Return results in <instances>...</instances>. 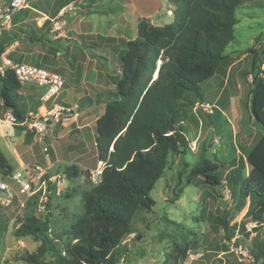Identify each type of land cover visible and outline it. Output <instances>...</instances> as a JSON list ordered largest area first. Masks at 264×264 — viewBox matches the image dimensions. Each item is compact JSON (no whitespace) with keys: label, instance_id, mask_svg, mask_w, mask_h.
Wrapping results in <instances>:
<instances>
[{"label":"rangeland","instance_id":"obj_1","mask_svg":"<svg viewBox=\"0 0 264 264\" xmlns=\"http://www.w3.org/2000/svg\"><path fill=\"white\" fill-rule=\"evenodd\" d=\"M85 1L81 0L80 5L89 6ZM163 1L167 3L160 0V22L170 20L166 18L167 5ZM135 3L139 6L142 0H135ZM69 4L73 8L67 10L72 13L77 1ZM96 5L100 9L96 11L97 18L116 15L122 9L129 13L133 8L132 3L125 6L123 0H98ZM235 17L238 22L234 26V38L226 48L230 57L226 56L215 74L200 83L201 97L186 94L192 104L187 107L183 127L189 142L195 141V148L181 157L169 156L168 168L150 191L155 204L150 210H137L131 221L133 232L125 236L118 247L121 254L117 256V264H162L175 243L187 249V256L179 258L178 264H264V214L262 219L254 220L253 215L247 213L252 206L249 198L244 199V206L238 207L239 198L232 195L227 182L229 171L241 160L245 171L248 170L246 155L264 135V91L251 94L255 78H252V54L249 52L252 45H257L255 38L258 42L264 39V0H242L235 8ZM97 25L100 28L101 24ZM82 39L81 43L78 38L73 42L84 49L89 47L88 53L84 52L89 60L85 61V57L78 55L77 64L76 54L75 60L67 63L54 62L44 66L34 62L47 69L56 66L68 74L69 78L64 76L66 84L52 101L42 104L34 88L17 92V101L24 111L44 113L56 104L69 112L68 119H59L48 125V157L56 171L64 173L63 167L68 165L81 172L71 178L64 174L69 186L51 200L45 214L48 215L45 233L49 237L59 234L62 228L69 227L82 216L80 192L93 183L88 167L93 170L98 165L94 120L101 114L104 105L114 98L117 78L114 82L110 81L103 76L104 68L97 70L94 66L100 60L97 55H102L97 46H100L99 40L93 37L95 45L86 46ZM61 43V40H51L54 47L64 52ZM101 43L102 46L107 44ZM60 58L66 60V55L62 54ZM263 67L261 65V69ZM119 70V60L114 56L109 71L117 77ZM202 103H208L212 113L204 111ZM4 109L6 107L0 97V148L8 163L16 165L15 149L25 157H32V151L36 159L28 162L43 163L39 159L42 153L31 141L28 132L24 134L23 129L2 120ZM203 159L222 164V185L211 187L198 177L188 181L189 169ZM184 161L187 162L186 170L183 168ZM66 191L70 192V197L63 196ZM19 213L21 211L15 204L0 206V264H28L16 257L35 251L40 244V239L31 234L22 237L14 235L16 224L21 220ZM45 215L41 214L39 219L44 220ZM223 222L227 224L226 228Z\"/></svg>","mask_w":264,"mask_h":264},{"label":"trees","instance_id":"obj_2","mask_svg":"<svg viewBox=\"0 0 264 264\" xmlns=\"http://www.w3.org/2000/svg\"><path fill=\"white\" fill-rule=\"evenodd\" d=\"M167 2L173 7L171 22L155 25L142 17L136 36L123 42L114 98L95 121L94 145L98 161L103 162L102 172L97 184L80 192L82 216L49 237L45 233L48 215L40 220L25 213L14 235L31 234L40 244L33 252L18 255L17 260L28 264H115L121 241L133 232L131 221L137 210H150L155 204L150 191L168 168L169 156L189 152L183 124L192 103L186 94L201 97L200 83L213 76L227 56L238 22L235 8L242 0ZM255 41L257 45L249 48L255 78L252 95L264 91V39ZM19 90L12 72L0 75V97L17 116L24 112L17 101ZM246 161L248 170L241 160L229 171L227 182L232 195L239 198L238 207L249 198L252 206L247 213L260 220L264 214V135L248 151ZM221 166L203 159L189 169L188 181L198 177L211 187L222 185ZM183 168H187L186 161ZM63 169L68 178L81 172L75 166ZM12 170L0 150V175ZM63 196L71 194L66 191ZM186 256L187 249L175 243L162 264H178L179 258Z\"/></svg>","mask_w":264,"mask_h":264},{"label":"crops","instance_id":"obj_3","mask_svg":"<svg viewBox=\"0 0 264 264\" xmlns=\"http://www.w3.org/2000/svg\"><path fill=\"white\" fill-rule=\"evenodd\" d=\"M74 1H77L75 11L71 13L67 9L65 10L68 3H73ZM80 2L81 0H29V4H27L25 8L11 15L8 25H0V52H7L8 56L17 62H32V64H34V62H40L44 66L52 65L54 62L57 64H61L62 61L64 63L71 62L72 59L75 60L74 58L77 54L78 64L80 59L78 58L79 56L85 57V61L89 60L88 55L84 56V52L88 53L89 47L84 49L81 46H77L73 41H77L78 38L81 43L82 37L85 36L86 39L82 40L86 42V46H91L95 45L94 37L99 40L100 46H97L99 50L102 51V55H97L100 57V60L97 65L95 64L94 66L97 70H99L100 67L104 68L105 71L102 70L103 76L114 82L116 78L120 77V70L117 77L116 75H111L109 71L111 60L115 56L120 63V54L124 49L123 42L136 36L139 19L146 17L155 25L169 23L173 19V7L167 0V3H165V1H163V3L167 5L165 12L166 18L170 20L164 22H160L162 21L160 13L161 8L159 6V4L162 3L160 0V3L157 0H142V4L139 6H137L135 0H123L125 6L131 3L133 4L132 11L127 13L122 9L118 14H109L104 18L95 17V15H97L96 11L100 10L96 7L98 0H86L85 2H88L89 6L85 7L83 3L80 5ZM79 14L81 15L79 16ZM84 14H87V16ZM62 15L63 17H61ZM97 24H101L100 28ZM51 40H61V46L64 48V52L54 47L51 44ZM101 42H107L106 46H102L103 44ZM113 53H115V55ZM62 54L66 55V60L60 58ZM226 54L230 57L228 53ZM42 65L37 66L44 67ZM48 69L60 74L63 79H65L64 76L68 77L65 70H61L56 66H50ZM31 88L37 91L40 100L43 88L28 85L22 89ZM89 100L92 99L89 98ZM41 103L44 104L46 102L41 101ZM95 121L96 119L94 122ZM22 132L24 134L26 133L24 130H22ZM28 134L32 141L31 133L28 132ZM34 144L39 147L42 153L39 159H41L43 163H37L45 165L53 163L49 157L42 152L41 144ZM30 153L32 157H25L18 149H15L16 165L13 166V168L19 167L25 163H34L28 162L29 160L36 159L32 151ZM91 168L92 167H88V169L92 170ZM64 185L67 188L69 186L68 182Z\"/></svg>","mask_w":264,"mask_h":264},{"label":"built area","instance_id":"obj_4","mask_svg":"<svg viewBox=\"0 0 264 264\" xmlns=\"http://www.w3.org/2000/svg\"><path fill=\"white\" fill-rule=\"evenodd\" d=\"M72 4V3H71ZM27 6L26 0H6L0 1V25L5 26L11 15ZM73 5H67L66 9L72 10ZM6 71L14 74L20 89L28 85L43 88L40 95L42 102L52 101L60 92L64 85L63 77L44 67L27 62H17L8 56L7 52H0V75ZM204 111L212 113V108L208 103L201 104ZM69 112L65 108L54 104L53 107L41 113L37 110H27L22 115L17 116L10 108L2 112V120L31 133L32 141L41 144V150L48 156L49 146L46 142L47 128L52 122L59 119H68ZM190 150H194L195 141L189 142ZM103 162L98 161L97 167L89 172L93 184L100 180ZM65 173L56 171L54 163H25L6 174L0 175V206H11L15 204L21 213H29L39 218L41 214H46L47 204L53 197L59 196L65 190ZM10 182H9V181ZM20 222H17L18 226Z\"/></svg>","mask_w":264,"mask_h":264},{"label":"water","instance_id":"obj_5","mask_svg":"<svg viewBox=\"0 0 264 264\" xmlns=\"http://www.w3.org/2000/svg\"><path fill=\"white\" fill-rule=\"evenodd\" d=\"M155 76H156V73H155V75L152 77V78H155ZM36 231H37V229H36ZM245 237H247V233H245ZM118 257L116 258V262H115V264H117V261H118Z\"/></svg>","mask_w":264,"mask_h":264},{"label":"bare ground","instance_id":"obj_6","mask_svg":"<svg viewBox=\"0 0 264 264\" xmlns=\"http://www.w3.org/2000/svg\"><path fill=\"white\" fill-rule=\"evenodd\" d=\"M154 75H155V74H154ZM154 75H153V76H154ZM101 165H102V163L99 164V168L101 167Z\"/></svg>","mask_w":264,"mask_h":264}]
</instances>
